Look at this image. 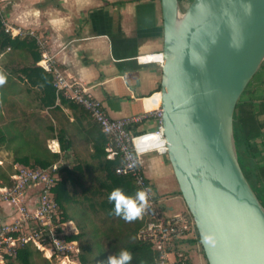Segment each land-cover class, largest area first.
I'll return each instance as SVG.
<instances>
[{"label":"crops","instance_id":"1","mask_svg":"<svg viewBox=\"0 0 264 264\" xmlns=\"http://www.w3.org/2000/svg\"><path fill=\"white\" fill-rule=\"evenodd\" d=\"M0 17L12 27L13 37L37 39L42 55L37 65L43 68L41 61L47 55L70 80L88 87L111 117L139 116L130 128L134 134L158 128L162 64L143 57L163 52L161 0H0ZM8 74L15 82L5 83L0 93V128L6 135L0 144V166L11 174L14 165L21 164L15 158L17 144L44 147L47 143L59 149L53 152L60 154L56 162L61 161V167L96 165L94 154L102 132L89 113L58 93L54 78L55 89L46 91L45 84H32L22 70ZM241 104L252 109L259 121L260 135L253 141L256 158L264 166V63ZM142 159L162 213L167 217L187 211L167 153L154 150ZM0 218H10L5 204L0 205ZM67 228L78 231L74 221ZM195 239H186L181 248L190 264H208Z\"/></svg>","mask_w":264,"mask_h":264},{"label":"water","instance_id":"2","mask_svg":"<svg viewBox=\"0 0 264 264\" xmlns=\"http://www.w3.org/2000/svg\"><path fill=\"white\" fill-rule=\"evenodd\" d=\"M161 1L167 155L204 255L264 264V206L234 135L238 102L264 63V0Z\"/></svg>","mask_w":264,"mask_h":264},{"label":"built area","instance_id":"3","mask_svg":"<svg viewBox=\"0 0 264 264\" xmlns=\"http://www.w3.org/2000/svg\"><path fill=\"white\" fill-rule=\"evenodd\" d=\"M3 24L6 32L15 35L10 25L4 21ZM159 55L157 60L162 64V52ZM147 57L145 60H152L151 55ZM41 63L53 74L57 92L82 106L106 135V158L121 160L115 166V172L130 176L138 190L149 189L148 207L140 217L144 219V225L138 236L151 242L158 250L157 263L190 264L189 256L180 244L198 237L194 218L189 210L166 217L161 210V200L143 167L142 156L145 153L154 150L167 153L162 108L157 110L159 125L156 130L134 134L130 128L140 119L139 116L111 117L101 100L81 82L70 80L55 66L51 57L45 55ZM50 149L59 150L56 144H51ZM61 164L60 161L37 168L16 164L10 174L12 185H0V205L5 204L10 209V218H0V264L14 259L19 248L26 244L36 247L52 264H81L78 242L66 238L71 233L67 228L71 221L61 220L55 194Z\"/></svg>","mask_w":264,"mask_h":264},{"label":"trees","instance_id":"4","mask_svg":"<svg viewBox=\"0 0 264 264\" xmlns=\"http://www.w3.org/2000/svg\"><path fill=\"white\" fill-rule=\"evenodd\" d=\"M41 56L34 36H11L5 31L0 17V75L5 78V82L0 85V93H4L5 83L15 82L8 74L12 70H22L29 82L43 83L46 91L50 88L53 91L55 88L52 74L37 65ZM242 106L240 99L234 114L238 159L245 176L264 206V166L260 165L256 158L258 148L253 141L260 135V125L253 110ZM15 138L17 139V136ZM5 140V132L0 128V144ZM106 141L107 137L102 132V139L98 142L94 154L96 165L79 163L73 167H61L59 170L55 194L60 205L61 220L74 221L78 228L77 232L68 234L66 238L78 242V258L81 264H106L108 256L118 253L121 249H128L133 253L131 264H158V250L151 242L138 236L144 219L126 222L115 214L114 202L108 199L115 187L123 188L130 196H135L138 188L130 176L115 172V166L120 164L121 160L106 158ZM48 145L49 143L44 147L43 144H17L15 158L28 167H48L60 158V154L53 152ZM62 147L65 148L63 143ZM12 183L10 174L0 166V185ZM195 240L199 241V235ZM99 250H103V253L96 256ZM37 255H40L39 250L32 244H26L19 248L17 256L9 259L7 264L47 262L48 259L37 258ZM47 264L52 262L48 260Z\"/></svg>","mask_w":264,"mask_h":264},{"label":"clouds","instance_id":"5","mask_svg":"<svg viewBox=\"0 0 264 264\" xmlns=\"http://www.w3.org/2000/svg\"><path fill=\"white\" fill-rule=\"evenodd\" d=\"M5 78L0 75V85ZM149 189L138 190L135 196L127 195L123 188L115 187L108 196L114 202V212L126 222H133L140 218L148 207ZM210 239V238H209ZM133 253L128 249H121L118 253L109 255L106 264H131Z\"/></svg>","mask_w":264,"mask_h":264},{"label":"rangeland","instance_id":"6","mask_svg":"<svg viewBox=\"0 0 264 264\" xmlns=\"http://www.w3.org/2000/svg\"><path fill=\"white\" fill-rule=\"evenodd\" d=\"M182 4L185 6L186 3L184 2V0L182 1ZM201 248H202V246H201ZM202 251L204 252L203 248H202ZM102 253H103V250H99V251H97L96 256H101ZM37 258H44L43 255L41 254V252H40V255H37ZM47 262H48V260H47ZM47 262L45 264H47ZM38 264H40V263L38 262Z\"/></svg>","mask_w":264,"mask_h":264},{"label":"bare ground","instance_id":"7","mask_svg":"<svg viewBox=\"0 0 264 264\" xmlns=\"http://www.w3.org/2000/svg\"><path fill=\"white\" fill-rule=\"evenodd\" d=\"M159 56H160L159 54H155V55H151L150 58H151L152 60H157V59H159ZM161 56H162V55H161ZM162 57H163V56H162ZM147 58H148L147 56H146V57H143V59H147Z\"/></svg>","mask_w":264,"mask_h":264}]
</instances>
